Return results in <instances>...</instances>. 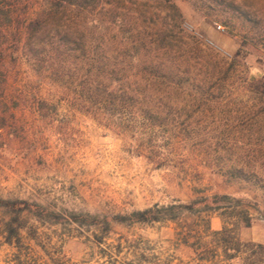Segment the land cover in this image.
Instances as JSON below:
<instances>
[{"label": "rangeland", "instance_id": "374dc122", "mask_svg": "<svg viewBox=\"0 0 264 264\" xmlns=\"http://www.w3.org/2000/svg\"><path fill=\"white\" fill-rule=\"evenodd\" d=\"M42 1L0 0V197L30 206L0 208V264H264V0H176L230 67L154 129L82 112L81 82L32 66Z\"/></svg>", "mask_w": 264, "mask_h": 264}, {"label": "trees", "instance_id": "16d2710c", "mask_svg": "<svg viewBox=\"0 0 264 264\" xmlns=\"http://www.w3.org/2000/svg\"><path fill=\"white\" fill-rule=\"evenodd\" d=\"M184 1L201 11L213 2ZM42 3L27 25L28 61L60 83L81 82L78 101L86 114L115 115L120 125L129 115L149 129L163 127L168 104L175 107L181 94L209 89L217 73L224 77L229 70L219 53L188 35L176 0ZM214 200L201 197L196 202L210 206L217 204ZM0 208L21 213L30 206L0 197ZM153 213L148 209L133 216L138 222L159 221Z\"/></svg>", "mask_w": 264, "mask_h": 264}, {"label": "built area", "instance_id": "2783aa9c", "mask_svg": "<svg viewBox=\"0 0 264 264\" xmlns=\"http://www.w3.org/2000/svg\"><path fill=\"white\" fill-rule=\"evenodd\" d=\"M221 28V27H220Z\"/></svg>", "mask_w": 264, "mask_h": 264}]
</instances>
